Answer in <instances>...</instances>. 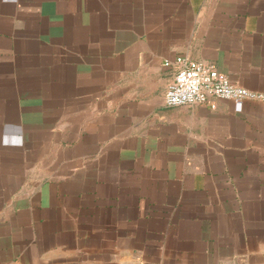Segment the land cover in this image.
<instances>
[{
  "label": "crops",
  "instance_id": "1",
  "mask_svg": "<svg viewBox=\"0 0 264 264\" xmlns=\"http://www.w3.org/2000/svg\"><path fill=\"white\" fill-rule=\"evenodd\" d=\"M177 56L264 92V0H0V264H264V102Z\"/></svg>",
  "mask_w": 264,
  "mask_h": 264
},
{
  "label": "built area",
  "instance_id": "2",
  "mask_svg": "<svg viewBox=\"0 0 264 264\" xmlns=\"http://www.w3.org/2000/svg\"><path fill=\"white\" fill-rule=\"evenodd\" d=\"M162 65L173 66L164 92L166 107L192 108L205 104L215 109L216 100H232L237 104L244 100L264 102V92L252 91L234 84L212 62L177 56L173 62L166 60Z\"/></svg>",
  "mask_w": 264,
  "mask_h": 264
}]
</instances>
